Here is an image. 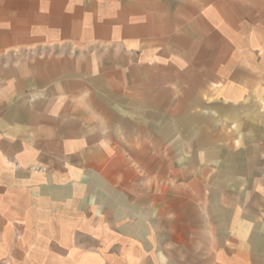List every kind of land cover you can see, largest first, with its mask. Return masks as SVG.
I'll list each match as a JSON object with an SVG mask.
<instances>
[{
  "label": "crops",
  "instance_id": "0c3cea01",
  "mask_svg": "<svg viewBox=\"0 0 264 264\" xmlns=\"http://www.w3.org/2000/svg\"><path fill=\"white\" fill-rule=\"evenodd\" d=\"M0 264H264V0H0Z\"/></svg>",
  "mask_w": 264,
  "mask_h": 264
}]
</instances>
